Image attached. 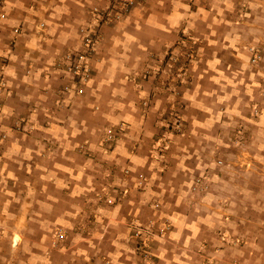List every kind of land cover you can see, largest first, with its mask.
Listing matches in <instances>:
<instances>
[{
	"label": "crops",
	"instance_id": "0c3cea01",
	"mask_svg": "<svg viewBox=\"0 0 264 264\" xmlns=\"http://www.w3.org/2000/svg\"><path fill=\"white\" fill-rule=\"evenodd\" d=\"M105 3L106 0H5L0 7L4 13L0 17V58L5 60V84L0 85V132H6L0 147V264H83L90 254L100 251L107 256L108 264H130L126 258L128 230L120 223L130 214H154L149 205L153 195L178 226L172 233L174 239L192 241L211 233L207 218L193 216L189 207L173 195L185 189L187 172L201 163V153L194 157L196 160L191 159L188 142L169 148L166 169L151 160L150 196L131 190L135 187L134 173L143 169L141 157L147 152L143 142L150 141L156 132L152 128L155 112L152 122L138 117L134 93L123 75L140 63L146 47L173 36L175 24L189 14L183 0H148L127 19L103 25L98 60L93 63L94 73L83 95H69L58 103L54 88L61 78L50 64L58 53L78 44L79 30L89 19V8ZM244 8L245 15L239 16ZM192 13L191 28L200 39L201 54L197 69L192 71L195 84L185 117L191 127L199 125L200 130L190 131L185 140L204 139L201 126L209 123L228 125L229 133L231 121L222 117L224 113L250 126L248 141L256 149L249 152V163H244L241 170L223 168L232 176L222 178L220 183L223 190L235 191L245 172L246 217L231 201L235 217L230 226L251 240L255 220L263 218L264 222V217L249 211L264 205V61L250 64L245 47L264 42V0H206ZM38 22L45 23L41 31ZM16 27L20 32H14ZM250 101L258 109L255 117L250 114ZM113 109L121 116L135 117L133 126L108 152L99 146L94 149L100 161L86 159L77 145L87 141L95 147L101 127L112 119ZM16 117L22 119L24 131L7 130ZM134 140L142 144L131 151L130 141ZM101 162L130 169L124 181L130 189L129 196L118 207L105 206L98 211L97 221L102 228L91 229L89 234L72 233L68 245L52 249L48 257L53 233L47 221L55 226L78 218L85 198L102 181ZM259 179L263 181L262 198L256 194L255 186L251 187V182ZM217 216L221 223L220 213ZM262 231L264 234V227ZM16 233L24 234L25 239L13 246L11 235ZM246 244L243 249L250 250L251 246L256 251L254 242ZM174 256L175 253L168 255L170 263L159 260L157 264H174Z\"/></svg>",
	"mask_w": 264,
	"mask_h": 264
},
{
	"label": "rangeland",
	"instance_id": "374dc122",
	"mask_svg": "<svg viewBox=\"0 0 264 264\" xmlns=\"http://www.w3.org/2000/svg\"><path fill=\"white\" fill-rule=\"evenodd\" d=\"M106 0L105 4H95L89 8V19L85 25L79 30L78 44L65 48L51 62L50 67L55 73H59V82L56 84L55 92L58 93V103H63L69 95L71 97L81 96L90 81L94 70L93 63L98 60V50L102 44L103 25H115L127 19L136 9L142 8L147 4L148 0ZM189 7V14L180 18L172 29L173 36L165 37L158 44L149 45L145 48L144 54L135 67L130 68L123 75V78L129 84L135 96L134 109L138 112V117L146 121H153V130L150 141L147 139L145 148L147 152L142 154L143 169L134 173L133 182L134 189L143 196H150V169L151 160H154L163 169L169 164L168 150L170 147H182L188 142V150L194 157L198 156L201 163L199 167L191 172H187L185 176L186 187L182 192L173 194L181 203H185L189 207L193 216H203L210 223V235L196 236L192 241L183 239H174L172 233L178 229L173 218L162 209V204L157 196H151L149 205L152 207L154 214L147 216L128 215L126 221L120 223L121 228L128 230L127 261L130 264H157L162 260L170 263L169 254L175 253L174 264H264V234L263 218L255 220V233L251 240L242 231L235 230L230 226L232 216L235 217L230 209V202L238 204V213L244 214L247 198V178L245 172L239 177V185L235 186V191L230 190L221 185L220 181L232 176L224 169L241 170L244 163L247 164L249 153L256 149L249 139L252 133H247L250 126L243 120L235 121L233 117L222 114V117L229 119L230 128L227 133L228 125H215L212 123L201 126V130L206 134L204 139H187L190 131L200 130L199 125L191 127L185 117V109L188 104L189 97L192 94L194 86V78L192 71L197 69L201 54L200 39L192 30L193 13L192 10L199 7L206 0H183ZM245 6V5H244ZM98 11L104 15V19L92 22L91 11ZM245 8L238 13L239 16L245 15ZM0 17L4 13L0 10ZM44 23V22H43ZM38 27L41 30L44 26ZM93 24L96 33V50L90 58L91 74L89 79L83 84L82 92H77L73 82H70L68 74L61 69L59 61L65 52L80 49L82 47V36L88 25ZM90 27V26H89ZM15 33L20 32V27L14 29ZM249 55V62L252 65H259L264 61V42L257 44H249L245 47ZM257 54L259 56L256 61H252V57ZM5 60L0 58V85L5 84L3 77ZM263 81V77H262ZM69 85L70 91L60 94L59 89L63 85ZM68 99V98H67ZM254 102V101H252ZM98 109V107H95ZM225 111V110H224ZM155 112V113H154ZM113 115L101 127L100 135L96 141L95 147L89 146L87 141H82L77 145V150L86 159L100 161L95 156L97 146L107 151L112 149L117 143L123 140L124 133L128 132L133 126L132 121L135 117L121 116L118 110H111ZM152 113L155 114L152 118ZM250 114L255 117L258 115L256 104L250 101ZM232 116H236L233 114ZM148 117V119L146 118ZM151 118V119H150ZM243 121V122H242ZM234 122V123H233ZM236 122V123H235ZM7 130L24 131L22 119L16 117L9 123ZM113 129L114 136L111 141L105 139L106 130ZM250 132V131H249ZM123 134V135H122ZM122 135V136H121ZM122 138V140H121ZM6 140V132H0V147ZM142 144V141H130L129 149L136 151ZM150 150V151H148ZM199 150L201 152H199ZM2 156L0 153V164ZM103 164L100 185L96 187L91 195L85 198V205L80 210L77 219L68 221L67 224H57L53 226L47 221L52 229V240L48 243L47 256L51 255V250L58 247H66L69 237L72 233L80 232L89 234L90 230L102 228L97 221L98 211L105 206L118 207L120 203L129 196L128 186L125 184L126 177L130 176V169L127 167H117L116 164L101 162ZM193 164V163H192ZM197 162H194L196 165ZM228 172V173H227ZM234 175V174H233ZM234 177V176H233ZM238 179V177L236 176ZM242 178V179H241ZM250 186V185H249ZM255 186L256 194L262 198L263 181L256 180L251 187ZM250 188V187H249ZM181 191V190H179ZM131 192V191H130ZM108 199L111 201L109 202ZM258 205L257 210L250 209L251 213H257L264 217V207ZM189 213V212H188ZM221 215V223H218L217 214ZM228 223V224H227ZM99 225V226H97ZM117 225V224H115ZM118 226V225H117ZM24 235V234H23ZM21 233L11 235V244L17 246L20 239H25ZM59 235H62L61 237ZM22 239V240H23ZM248 242H254V247H248L250 250L243 249ZM59 245V246H58ZM186 250V251H185ZM129 251V253H128ZM169 251V252H167ZM131 254V257L129 255ZM20 255H22L20 253ZM85 258L83 264H108V258L103 252L98 254H90ZM15 258V256H14Z\"/></svg>",
	"mask_w": 264,
	"mask_h": 264
},
{
	"label": "built area",
	"instance_id": "2783aa9c",
	"mask_svg": "<svg viewBox=\"0 0 264 264\" xmlns=\"http://www.w3.org/2000/svg\"><path fill=\"white\" fill-rule=\"evenodd\" d=\"M5 0H0V7L3 5ZM132 2L129 0L128 3ZM1 14V13H0ZM92 22H99V20L104 19V15L98 11H91ZM39 26H44L43 22H40ZM90 26V27H89ZM96 50V33L94 30V25L89 24L87 29L84 31L82 36V47L79 49H74L65 52L62 56V59L59 61L60 67L64 70L69 77L70 82H73L77 92H82L83 84L89 79L91 74V67H90V58L94 54ZM257 54L252 57V61H256ZM70 91V86L65 84L60 89V94H64ZM115 133H113V129L108 128L106 130L105 139L107 141H111ZM110 202L111 200L108 199ZM60 237L62 235H59Z\"/></svg>",
	"mask_w": 264,
	"mask_h": 264
}]
</instances>
